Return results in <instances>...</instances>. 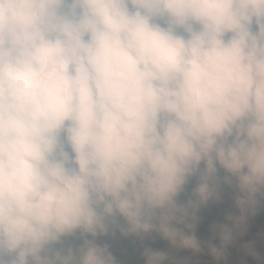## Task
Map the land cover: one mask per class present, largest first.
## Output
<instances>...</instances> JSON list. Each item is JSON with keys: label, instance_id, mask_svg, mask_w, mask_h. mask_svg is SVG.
Instances as JSON below:
<instances>
[{"label": "clouds", "instance_id": "obj_1", "mask_svg": "<svg viewBox=\"0 0 264 264\" xmlns=\"http://www.w3.org/2000/svg\"><path fill=\"white\" fill-rule=\"evenodd\" d=\"M261 214L264 0H0V264H264Z\"/></svg>", "mask_w": 264, "mask_h": 264}, {"label": "trees", "instance_id": "obj_2", "mask_svg": "<svg viewBox=\"0 0 264 264\" xmlns=\"http://www.w3.org/2000/svg\"><path fill=\"white\" fill-rule=\"evenodd\" d=\"M205 215H206V217H207V220H206V222L204 223V224H202V226L204 227V232L206 233V234H208L209 235V233H208V230H207V224H208V222L209 221H211V220H213V219H217L216 217H215V214H214V211H213V209H212V211L210 212V213H205ZM264 224V216H263V214H261L260 216H259V221H258V223H257V227L255 226L253 229V231L254 232H256L257 231V229L259 228V226L261 227L262 225Z\"/></svg>", "mask_w": 264, "mask_h": 264}, {"label": "rangeland", "instance_id": "obj_3", "mask_svg": "<svg viewBox=\"0 0 264 264\" xmlns=\"http://www.w3.org/2000/svg\"><path fill=\"white\" fill-rule=\"evenodd\" d=\"M212 211V210H211ZM213 211H214V213H216V210H214V208H213ZM260 216V215H259ZM259 216H258V218H257V221H256V227H257V223H258V221H259ZM263 216H264V214H263ZM217 219H219V218H217ZM255 227V226H254ZM204 227L201 225V227H200V230H199V234L201 235V237H203V238H208V234H206L205 232H204ZM254 230V229H253ZM156 246H158V247H166V242H163V241H157V245Z\"/></svg>", "mask_w": 264, "mask_h": 264}, {"label": "built area", "instance_id": "obj_4", "mask_svg": "<svg viewBox=\"0 0 264 264\" xmlns=\"http://www.w3.org/2000/svg\"><path fill=\"white\" fill-rule=\"evenodd\" d=\"M229 206H230V201L227 200V198H226V203H225V205L222 208H214V210H216V213H215L216 217L219 218V219L222 218V216H221L222 211L224 209L228 208ZM257 218H258V216L254 220V226L256 225Z\"/></svg>", "mask_w": 264, "mask_h": 264}, {"label": "crops", "instance_id": "obj_5", "mask_svg": "<svg viewBox=\"0 0 264 264\" xmlns=\"http://www.w3.org/2000/svg\"><path fill=\"white\" fill-rule=\"evenodd\" d=\"M261 227H264V224H263ZM261 227L259 226V228L257 229V231H259V229H260Z\"/></svg>", "mask_w": 264, "mask_h": 264}]
</instances>
